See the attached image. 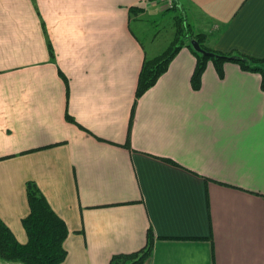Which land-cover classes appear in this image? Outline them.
Segmentation results:
<instances>
[{
  "label": "crops",
  "instance_id": "1",
  "mask_svg": "<svg viewBox=\"0 0 264 264\" xmlns=\"http://www.w3.org/2000/svg\"><path fill=\"white\" fill-rule=\"evenodd\" d=\"M177 2L205 47L264 55V0ZM163 5L0 0V218L26 241L32 181L68 228L59 264H108L149 227L141 264H264L261 76L208 62L194 88L184 44L136 97L132 23Z\"/></svg>",
  "mask_w": 264,
  "mask_h": 264
},
{
  "label": "trees",
  "instance_id": "2",
  "mask_svg": "<svg viewBox=\"0 0 264 264\" xmlns=\"http://www.w3.org/2000/svg\"><path fill=\"white\" fill-rule=\"evenodd\" d=\"M180 7L177 0H173L170 9ZM130 12H140L142 8L131 6ZM183 10V9H182ZM184 12V11H183ZM185 14V13H184ZM181 15V14H180ZM174 16V37L168 46L159 54L144 57L136 85V97L149 88L156 79L167 69L171 58L184 44L188 45L195 53L196 61L190 76L192 87L198 88L202 72L206 63L211 59L219 75L223 74V64L233 61L242 69L258 72L261 76V87L264 88V56L254 57L239 51L223 53L203 45V34H194L187 26L186 18ZM196 39L200 46L212 53L203 55L193 49L191 39ZM26 198L28 212L22 217V226L26 233V241L17 240L11 229L0 218V258L5 261H18L23 264H59L66 257L64 240L68 234L66 222L49 205L38 187L28 181L26 184ZM154 231L148 228L146 243L131 252L113 254L108 264H141L151 253Z\"/></svg>",
  "mask_w": 264,
  "mask_h": 264
},
{
  "label": "rangeland",
  "instance_id": "3",
  "mask_svg": "<svg viewBox=\"0 0 264 264\" xmlns=\"http://www.w3.org/2000/svg\"><path fill=\"white\" fill-rule=\"evenodd\" d=\"M164 10L165 13L162 15H158V16L156 15L155 17L147 16L141 22L137 20L132 23V27L135 31L138 32V37L145 46L148 56H153L154 54L164 50L168 46L172 38L174 37L175 35L174 19L176 18L174 16H179L181 14L180 16L184 15V18H186L181 7H176L175 9L164 7ZM138 13L139 12L137 13L133 12V14H138ZM187 22L188 21L186 20V23ZM140 25L143 26L142 30H140L139 28ZM151 36L153 38V41L151 40ZM208 62H212L211 59H209L207 63ZM7 264H23V263L18 261H8Z\"/></svg>",
  "mask_w": 264,
  "mask_h": 264
},
{
  "label": "water",
  "instance_id": "4",
  "mask_svg": "<svg viewBox=\"0 0 264 264\" xmlns=\"http://www.w3.org/2000/svg\"><path fill=\"white\" fill-rule=\"evenodd\" d=\"M190 44H191V46L193 47V49L195 51L200 52L203 55H210V54H212V53L208 52L207 50L203 49L200 46L199 42L196 39H194V38L191 39Z\"/></svg>",
  "mask_w": 264,
  "mask_h": 264
},
{
  "label": "built area",
  "instance_id": "5",
  "mask_svg": "<svg viewBox=\"0 0 264 264\" xmlns=\"http://www.w3.org/2000/svg\"><path fill=\"white\" fill-rule=\"evenodd\" d=\"M173 6V0H164V7L170 8Z\"/></svg>",
  "mask_w": 264,
  "mask_h": 264
}]
</instances>
